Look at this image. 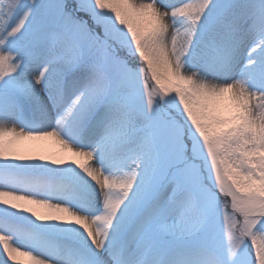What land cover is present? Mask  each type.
Returning a JSON list of instances; mask_svg holds the SVG:
<instances>
[{"label":"snow or ice","instance_id":"snow-or-ice-1","mask_svg":"<svg viewBox=\"0 0 264 264\" xmlns=\"http://www.w3.org/2000/svg\"><path fill=\"white\" fill-rule=\"evenodd\" d=\"M0 264H264V0H0Z\"/></svg>","mask_w":264,"mask_h":264},{"label":"bare ground","instance_id":"bare-ground-1","mask_svg":"<svg viewBox=\"0 0 264 264\" xmlns=\"http://www.w3.org/2000/svg\"><path fill=\"white\" fill-rule=\"evenodd\" d=\"M41 149H42L43 154L45 155L56 156L60 153V148L55 143L54 140H47V141L41 142Z\"/></svg>","mask_w":264,"mask_h":264}]
</instances>
